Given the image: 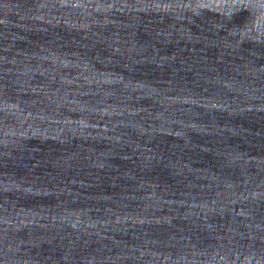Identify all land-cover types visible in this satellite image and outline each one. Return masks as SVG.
Instances as JSON below:
<instances>
[{"label": "water", "instance_id": "obj_1", "mask_svg": "<svg viewBox=\"0 0 264 264\" xmlns=\"http://www.w3.org/2000/svg\"><path fill=\"white\" fill-rule=\"evenodd\" d=\"M0 264H264V0H0Z\"/></svg>", "mask_w": 264, "mask_h": 264}]
</instances>
